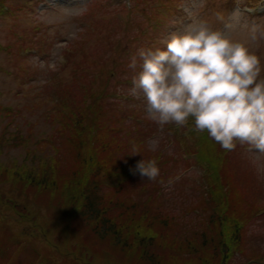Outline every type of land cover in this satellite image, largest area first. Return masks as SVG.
<instances>
[{"label": "rangeland", "instance_id": "1", "mask_svg": "<svg viewBox=\"0 0 264 264\" xmlns=\"http://www.w3.org/2000/svg\"><path fill=\"white\" fill-rule=\"evenodd\" d=\"M1 2L4 3L0 6V167L15 165L17 169L26 164L37 169L40 162L49 163L50 157L57 153L56 147L64 154L69 153L59 142L57 115L68 111L72 106L70 100L77 106L82 101L89 103L91 99L84 95L85 91L101 92L108 98L105 107L111 117L109 125L114 128L111 143L127 146L131 143L140 152L134 154L139 160L158 156L153 159L159 168L156 180L140 175L133 179V195L141 193L134 197L135 202L143 204V200L159 199L174 215V231L178 235L193 234L203 226L202 214L210 212L207 207L208 204L211 207V192H224L217 179L218 168L225 161L232 183L247 182L256 206L262 210L245 227V237L248 250L264 257V154L237 145L222 160L225 152L216 147L213 153L217 174L211 175L184 152L183 142L181 146L171 142L175 137L180 140L178 126L173 123L161 130L150 118L144 101L129 93L134 74L128 67L131 57L140 47L159 46L160 39L175 30L172 25L186 18L182 11L186 0ZM237 9L249 19H264V0H205L200 12L205 18H213L217 11L230 14ZM254 50L260 57L264 77V41L255 45ZM58 162L60 168L62 160ZM147 182L154 189L148 188ZM0 188L7 191L8 185L0 183ZM30 198L31 203L37 199ZM37 202L35 214L44 210L47 200L40 196ZM136 207L140 204L136 203ZM18 221L19 216L10 217L7 226L11 230L6 231L16 232L26 226ZM32 230L37 234L38 230ZM3 236L6 238L5 230H0L1 240ZM27 237L29 244L9 251L10 262L44 264L42 257H46L48 248L45 238ZM196 246L200 248L199 244ZM202 254L198 252L191 261L179 260L176 264H207ZM57 256V261L70 264L69 257L62 260ZM120 258L124 264H135L129 257L117 259ZM163 260L166 263L162 264H171L169 258ZM100 264L109 262L106 259Z\"/></svg>", "mask_w": 264, "mask_h": 264}, {"label": "trees", "instance_id": "2", "mask_svg": "<svg viewBox=\"0 0 264 264\" xmlns=\"http://www.w3.org/2000/svg\"><path fill=\"white\" fill-rule=\"evenodd\" d=\"M1 1L0 6L4 3ZM84 95L90 97L89 103L82 101L77 106L70 100L72 106L68 111L57 115L59 142L69 153L64 154L56 147L57 153L50 157L49 163L40 162L37 169L26 164L17 169L15 165L0 167V183L8 185L7 191L0 188V230H5L6 236L0 239V264H17L10 262L9 251L29 244L27 236L34 235L45 238L48 244L46 257H42L44 264H62L57 255L62 260L69 257L70 264H100L106 259L109 264H124L123 258L117 259L119 256L129 257L135 264H162L168 258V262L176 264L179 260L191 261L198 252L205 254L207 264L264 262L263 255L248 250L245 237V227L262 210L256 206L247 182L232 183L225 161L218 168L217 179L224 192H211V207L209 204L207 207L210 212L202 214L203 226L193 234L178 235L172 226L174 215L163 202L159 199L143 200V204L135 202L134 197L141 193L133 195L132 186L139 173L133 174L130 169H135L139 159L130 154L134 147L131 143L128 146L111 143L114 128L109 125L111 117L105 107L108 98L101 92L85 91ZM178 129L181 141L175 137L171 142L179 146L183 142L181 148L198 167L211 175L217 174L213 149L219 147L225 152L222 160L228 151L211 139L207 131H194L191 117L186 126ZM147 183L148 188L154 189ZM30 196L37 199L31 203ZM40 196L47 202L44 210L35 214L34 204ZM30 211L39 219L29 215ZM15 215L19 216L18 223L26 226L7 232L11 230L7 221ZM33 228L38 230L37 234Z\"/></svg>", "mask_w": 264, "mask_h": 264}, {"label": "clouds", "instance_id": "3", "mask_svg": "<svg viewBox=\"0 0 264 264\" xmlns=\"http://www.w3.org/2000/svg\"><path fill=\"white\" fill-rule=\"evenodd\" d=\"M205 0H186L185 19L173 24L159 46L140 47L128 67L129 93L143 100L152 121L207 131L225 151L237 145L264 154V77L254 46L264 41V19H249L237 9L205 18ZM186 21V22H185ZM140 152L133 147L130 154ZM137 172L156 180L155 160L136 163Z\"/></svg>", "mask_w": 264, "mask_h": 264}]
</instances>
